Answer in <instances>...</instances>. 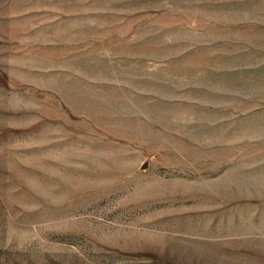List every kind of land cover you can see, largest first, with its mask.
Here are the masks:
<instances>
[{
	"label": "rangeland",
	"instance_id": "obj_1",
	"mask_svg": "<svg viewBox=\"0 0 264 264\" xmlns=\"http://www.w3.org/2000/svg\"><path fill=\"white\" fill-rule=\"evenodd\" d=\"M0 264H264V0H0Z\"/></svg>",
	"mask_w": 264,
	"mask_h": 264
}]
</instances>
